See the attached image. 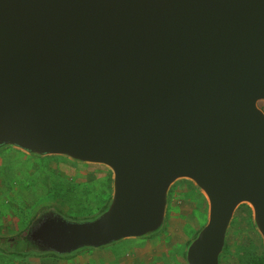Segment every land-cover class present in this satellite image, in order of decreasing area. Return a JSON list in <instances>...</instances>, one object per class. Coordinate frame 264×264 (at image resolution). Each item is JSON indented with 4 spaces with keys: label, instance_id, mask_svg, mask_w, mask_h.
<instances>
[{
    "label": "water",
    "instance_id": "water-1",
    "mask_svg": "<svg viewBox=\"0 0 264 264\" xmlns=\"http://www.w3.org/2000/svg\"><path fill=\"white\" fill-rule=\"evenodd\" d=\"M262 107L264 0H0V150L111 174L95 217L51 204L9 241L67 257L150 238L183 181L207 204L186 264H220L243 206L264 260Z\"/></svg>",
    "mask_w": 264,
    "mask_h": 264
},
{
    "label": "rangeland",
    "instance_id": "rangeland-1",
    "mask_svg": "<svg viewBox=\"0 0 264 264\" xmlns=\"http://www.w3.org/2000/svg\"><path fill=\"white\" fill-rule=\"evenodd\" d=\"M110 196L111 174L102 167L61 157L29 156L11 148L0 150V239L7 240L0 244V264H33L28 257L8 253L25 250L22 241L16 240L13 248L7 243L25 232L43 207L53 204L66 218L82 221L98 215ZM206 213L207 204L199 191L189 182H178L169 192L166 227L160 234L123 240L99 250L82 249L67 257L50 255L47 257L56 261L43 259L40 264H186V248L205 224ZM262 255L251 210L240 207L220 264H245Z\"/></svg>",
    "mask_w": 264,
    "mask_h": 264
},
{
    "label": "trees",
    "instance_id": "trees-1",
    "mask_svg": "<svg viewBox=\"0 0 264 264\" xmlns=\"http://www.w3.org/2000/svg\"><path fill=\"white\" fill-rule=\"evenodd\" d=\"M107 204L105 205V207L101 211H103L106 208ZM10 252L12 254H16L17 253L18 255H16V256H23V258L24 257H28L27 255L24 256V250H22V249H21V251H17V252L16 251H8V253H10ZM245 264H264L263 255L259 256V257L254 256V257L248 259L247 261H245Z\"/></svg>",
    "mask_w": 264,
    "mask_h": 264
},
{
    "label": "crops",
    "instance_id": "crops-1",
    "mask_svg": "<svg viewBox=\"0 0 264 264\" xmlns=\"http://www.w3.org/2000/svg\"><path fill=\"white\" fill-rule=\"evenodd\" d=\"M47 256H45V257H43V256H35V255H28V259L29 260H32V261H34L36 264L38 263V261H39V263L38 264H40V260H49V261H51V260H54V261H56L55 259H52V258H50V257H47ZM49 258V259H48ZM93 258H95V257H93ZM99 256H96V259L97 260H99ZM104 261V260H103ZM34 262H32L33 264H34ZM51 264V263H50Z\"/></svg>",
    "mask_w": 264,
    "mask_h": 264
},
{
    "label": "flooded vegetation",
    "instance_id": "flooded-vegetation-1",
    "mask_svg": "<svg viewBox=\"0 0 264 264\" xmlns=\"http://www.w3.org/2000/svg\"><path fill=\"white\" fill-rule=\"evenodd\" d=\"M33 219V218H32ZM32 219H31V221H32ZM31 221H30V223H31ZM30 225V224H29ZM29 225H28V227H29ZM28 227H27V229H28ZM26 229V230H27ZM26 232V231H25ZM7 241V240H6ZM9 246H10V248H13L14 246H15V244H16V241L14 240V241H11V242H8L7 243Z\"/></svg>",
    "mask_w": 264,
    "mask_h": 264
},
{
    "label": "built area",
    "instance_id": "built-area-1",
    "mask_svg": "<svg viewBox=\"0 0 264 264\" xmlns=\"http://www.w3.org/2000/svg\"><path fill=\"white\" fill-rule=\"evenodd\" d=\"M263 108H264V107H263ZM263 108H262V109H263Z\"/></svg>",
    "mask_w": 264,
    "mask_h": 264
}]
</instances>
